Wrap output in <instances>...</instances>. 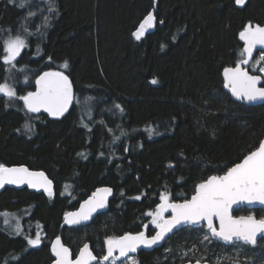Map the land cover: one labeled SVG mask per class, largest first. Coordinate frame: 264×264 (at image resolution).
<instances>
[{
	"label": "trees",
	"instance_id": "trees-1",
	"mask_svg": "<svg viewBox=\"0 0 264 264\" xmlns=\"http://www.w3.org/2000/svg\"><path fill=\"white\" fill-rule=\"evenodd\" d=\"M152 9L156 29L137 40L133 33ZM249 23L264 25V0H248L244 8L235 0H0V57L9 36L27 44L14 66L0 60V84L16 91L0 95V164L44 170L55 184L51 196L0 191V213L25 214L26 229L14 234L0 215V264H50L57 236L74 257L87 242L102 257L107 237L152 235L157 228L147 213L161 194L189 199L197 184L258 147L264 102L234 100L223 75L242 58L239 33ZM260 54L247 65L252 73L260 74L254 67ZM45 70L65 72L74 85L75 104L61 118L29 112L18 99ZM102 185L115 188L109 210L89 224L64 226V215ZM235 213L264 218L263 209ZM38 231L39 245H28ZM203 232L184 228L137 258L237 264L224 255L230 246ZM241 245L250 261L264 263V238Z\"/></svg>",
	"mask_w": 264,
	"mask_h": 264
},
{
	"label": "snow or ice",
	"instance_id": "snow-or-ice-1",
	"mask_svg": "<svg viewBox=\"0 0 264 264\" xmlns=\"http://www.w3.org/2000/svg\"><path fill=\"white\" fill-rule=\"evenodd\" d=\"M235 3L243 5L245 0H235ZM30 15L33 14L30 13ZM154 21L153 13L149 12L133 36L139 40L145 31L154 25ZM21 30L28 31L26 26H22ZM239 38L244 42L240 53L242 58L235 67L224 68L225 87L229 88L232 95L238 99L264 100V87L258 86L264 79V75L250 74L247 68L242 67L252 60L253 50L257 46L264 48V26L249 23L239 33ZM26 46V40L21 35L9 36L3 42L4 55L0 57V60L14 66ZM262 61H264V52L255 60L254 67ZM64 67L67 68V62ZM258 70L264 74V66L259 67ZM152 83L156 81L153 80ZM36 85L37 91L18 97L24 102L29 112H39L43 108L52 116H62L74 100L72 82L62 71L44 72L36 80ZM0 94L9 98L16 97L15 89L7 83L0 84ZM115 107L120 108V105ZM24 127L30 130L27 123ZM37 178H42V181ZM23 183H27L30 187H43L49 196L52 195L50 188L52 181L48 180L43 172H30L24 166L7 167L0 164V187L5 184ZM111 191L110 188L97 189L92 197L81 205L80 212L65 214L66 222L75 224L89 219L93 212L105 207L106 197ZM139 198L136 197V199ZM160 201L154 212L147 213L153 217L152 223L159 229L154 236L149 237L141 231L136 234L125 233L119 237H107L106 254L99 259L108 261L117 250L121 257L127 256L129 252H135L141 245L150 247L157 244L178 226L195 225L202 220L207 221L211 237L219 238L226 243L242 241L246 245L255 246L258 236L264 237V218L257 219L254 215L234 217L230 210L234 204L240 202L264 205V140L260 141L259 146L245 155L239 163L229 167L223 175L210 176L197 184L191 199H186L182 203H173L169 201L167 194H161ZM168 209H171L172 215L165 219L163 213ZM0 215L6 214L0 213ZM214 218L219 220V228L214 225ZM5 223L8 221L5 220ZM204 239L208 240L209 236L206 235ZM27 243L30 246L39 245V233L35 238H29ZM51 250L55 256L53 264H91L92 261L98 260L88 244H84L76 258L72 259L70 249L61 242L60 237L56 238ZM128 264H136V261L129 258ZM197 264H200L199 260Z\"/></svg>",
	"mask_w": 264,
	"mask_h": 264
},
{
	"label": "water",
	"instance_id": "water-1",
	"mask_svg": "<svg viewBox=\"0 0 264 264\" xmlns=\"http://www.w3.org/2000/svg\"><path fill=\"white\" fill-rule=\"evenodd\" d=\"M247 2H248V0H245V3H244L243 5H237V6H238L239 8H244L245 5L247 4ZM150 12L153 13V15H154V17H155V21H154V25H153L151 28H148V29L145 31V33L153 32V31L156 29L157 22H158V19H157V17H156V10H155V9H152ZM143 20H144V19H143ZM257 24H258V23L253 24V25H257ZM259 25H261V24H259ZM261 26H264V25H261ZM261 52H264V48H262L261 46H257V48L253 50L252 60L249 61V64L253 61V59L255 58V56H256L258 53H261ZM247 65H248V64H247ZM247 65H242V67L247 68ZM233 67H235V66H233ZM247 70L249 71L250 74H253V75H260V74H258V73H252L248 68H247ZM44 72H59V71H56V70H45V71H43V72L37 77V79H38V78H39ZM62 72H63V71H62ZM64 74L67 75L65 72H64ZM67 76H68V75H67ZM68 77H69V76H68ZM37 79H36V80H37ZM69 79L71 80L70 77H69ZM71 82H72V80H71ZM258 86H259V87H264L263 79L260 81V83H259ZM72 88H73V93H74V100H73L72 104L69 105L68 110H67L62 116H58V117H57V116H52V115H50L48 112H46L43 108H41L39 112L46 113V114H48L51 118H61V117H63L65 114H67V113L72 109V107L74 106L75 101H76V91H75V88H74L73 83H72ZM226 89H227V92H228V93L232 96V98H233L234 100H236V101H239V102L245 101V102H247V103L250 104V105H258V104H261V103L264 102V100L247 101V100H241V99H238L237 97H235V96L232 95L231 90H230L229 88L226 87ZM35 91H37V85L35 86V89H34L32 92H35ZM262 140H264V137H263ZM239 162H240V161H239ZM239 162H238V163H239ZM19 166H24V167L28 168V170H29L30 172H43V173H44V176H45L48 180H51V181H52V184H51L50 188H51L52 193L54 192V190H55V184H54L53 180L48 176V174H47L44 170L32 169V168H30L29 166H27V165H25V164L12 165V166H7V167H19ZM222 175H223V174H222ZM212 176H213V175H212ZM216 176H221V175H216ZM37 179L42 181V178H37ZM6 187H11V188H16V189L28 188L30 191H34V192H38V193H41V192L48 193L47 191H45V189H44L43 187H39V186H37V187H30L27 183H23V184H5L3 187H0V191L4 190ZM102 188H110V189L112 190L111 193L108 194L107 197H106V203H105V207H104V208H99V209H97L95 212H93V213L91 214V216L89 217V219H87V220H81L79 223H75V224L67 223V222H66V219H65V215H64V222H63V225H64V226H67V227H78V226H81V225H86V224L91 223V222L96 218V216H97L98 214L108 211L109 208H110V203H111L112 199H113L114 196H115V188L112 187V186H110V185H102V186L97 187V188L94 190L93 193H95V192L97 191V189H102ZM93 193H92L91 195H89L86 199H84L83 201H81V203L79 204V206H78L76 209L71 210V211H69V212H67V213H78V212H80V210H81V205H83L85 201H87L90 197H92ZM193 195H194V194H193ZM191 197H192V196H191ZM191 197H190L189 199H191ZM169 201H170V202H173V203H182L184 200H183V201L169 200ZM240 208H247V209H249V210H256V209H263V210H264V205H261V204H259V203H252V204H249V203H247V202H240V203H238V204H234V205L232 206V208H231V210H230V211H231V214H232L234 217L254 215V214H242V215H236V213H235L236 210H237V209H240ZM163 215H164V218H165V219L170 218L171 215H172V211H171V209L166 210V211L163 213ZM254 216H255L257 219H259V217H257L256 215H254ZM214 225H215L217 228H219V220H218V219H215V218H214ZM204 226L207 227V221H204V220H202L199 224H195V225H193V224H183V225H181V226H178L177 228H174L172 232L168 233V234L165 236V238H164L163 240L159 241L157 244L152 245V246H150V247H146V246H144V245H141V246H139V247L137 248V250H136L135 252H129V253L127 254V256L135 255L139 250L152 251V250H154V249L162 248V247L167 243V241H168L173 235H175L177 232H179L180 230H182V229H184V228H187V227H193V228H195V229H198V228H201V227H204ZM157 231H159L158 228L156 229V231H155L152 235H149V234H147L146 232H145V234H146L147 236L151 237V236H154V235L156 234ZM143 232H144V231H143ZM137 233H138V232H137ZM132 234H136V233H132ZM210 235H211V234H210ZM57 237H60L61 242H62L66 247H68V248L70 249V251H71V253H72V259H75L76 257L73 256V251L71 250V248H70L69 246H67V245L64 243V241H63V239H62L61 236H57ZM57 237L54 238V240L52 241V244L55 242V240H56ZM263 238H264V237L258 236V238H257V243H258L259 241H261ZM212 239H214V240H216V241H218V242H220V243H222V244H224V245H228V246L234 245V244H236V243L244 244L242 241H233V242H231V243H226V242L220 240L219 238L212 237ZM52 244H51V249H52ZM86 244L89 245V247H90V249L92 250L93 254L98 258V256H97L96 253L94 252V250H93L91 244H90L89 242H87ZM82 247H83V246H82ZM51 251H52V250H51ZM77 255H78V254H77ZM52 256H53V261H54L55 256H54L53 252H52ZM115 256H119V257H121V256L119 255V251H118V250H117L116 252H114L113 256L110 257L109 260H110L111 258L115 257ZM124 257H126V256H124ZM121 258H123V257H121ZM109 260H108V261H109ZM53 261H52L50 264H53ZM98 261H99V258H98L97 261H92L91 264H96ZM108 261H104V262H108ZM199 261H200V260H199ZM176 264H197V261H191V260H188V261H184V262H180V263H176ZM200 264H211V263H210L209 261H200Z\"/></svg>",
	"mask_w": 264,
	"mask_h": 264
},
{
	"label": "rangeland",
	"instance_id": "rangeland-1",
	"mask_svg": "<svg viewBox=\"0 0 264 264\" xmlns=\"http://www.w3.org/2000/svg\"><path fill=\"white\" fill-rule=\"evenodd\" d=\"M262 66H264V61H262L259 65H255V68H257L255 70L259 72L258 69H259V67H262ZM262 75H264V74H262ZM6 83L9 86H11L12 88H14L10 82H6ZM0 95H3V94H0ZM168 197H169V195H168ZM169 200H171L170 197H169ZM2 213L3 214H6V215H4V218H5V220L8 221L7 225L10 228L9 230L11 232H13L14 234H20V233H25L26 232L25 225H24V221H23L24 218H25V214H22V215H20V214H14V212H2ZM163 217H164V215H163ZM152 221H153V217L151 219V223H152ZM153 225L156 227L155 224H153ZM206 229H208V227L204 226V227L198 228L197 230L198 231L200 230V231L203 232ZM37 233H39V235H40V241H41L42 240V233L40 231H38ZM203 233H205V232H203ZM210 237H211V235H210ZM33 238H35V237H33ZM257 246H258V243H257ZM227 250L228 251H226L224 255L235 257L237 259V264H254V261H250L248 259V252H250V249L243 248L242 245H241V243H236L234 245H231ZM129 258L134 259L136 261V264H137V260H136L137 258H135L134 256L128 257L123 262H121V261H119L117 259H113L110 262V264H128ZM259 264H264V263H259Z\"/></svg>",
	"mask_w": 264,
	"mask_h": 264
},
{
	"label": "flooded vegetation",
	"instance_id": "flooded-vegetation-1",
	"mask_svg": "<svg viewBox=\"0 0 264 264\" xmlns=\"http://www.w3.org/2000/svg\"><path fill=\"white\" fill-rule=\"evenodd\" d=\"M145 232V231H144ZM147 233V232H146ZM148 234V233H147ZM140 251V250H139ZM138 251V252H139ZM147 251V250H146ZM138 252L135 254V255H130V256H134L135 258H137V255H138ZM105 254H106V252H105ZM104 254V255H105ZM130 256H126V257H123V258H121V257H119V256H115V257H113V258H111L108 262H105V263H110L113 259H117V260H119V261H121V262H123L125 259H127L128 257H130ZM98 258H100L99 256H98ZM137 260V264H141L140 263V261L138 260V258L136 259ZM101 261H103V260H100L99 259V261L98 262H101ZM97 262V263H98ZM104 262V261H103Z\"/></svg>",
	"mask_w": 264,
	"mask_h": 264
}]
</instances>
